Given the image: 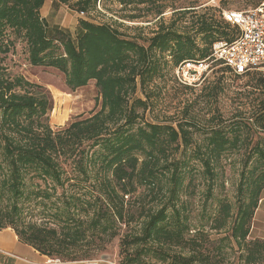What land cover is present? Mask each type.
Masks as SVG:
<instances>
[{"label": "trees", "instance_id": "1", "mask_svg": "<svg viewBox=\"0 0 264 264\" xmlns=\"http://www.w3.org/2000/svg\"><path fill=\"white\" fill-rule=\"evenodd\" d=\"M45 1L0 0V54L21 45L31 67L59 72L71 92L94 82L100 109L54 131L43 88L0 64V231L12 229L20 244L41 257L71 263L91 258L78 249L87 240L108 242L121 226L139 223V231L120 239L122 264H141L146 256L194 264L208 227L227 232L237 264H263L264 241L248 236L264 190V137L254 141L251 135L263 128L264 98L244 124L238 116L228 123L214 114L200 119L187 109L175 126L142 119L158 100L159 82L179 64L204 60L215 42L233 40L236 30L222 11L198 2L176 7L181 0H57L84 15L73 38L50 28L41 16ZM99 11L112 15L111 24L87 19ZM149 18L156 28L147 39L139 26L133 37L119 30L124 22ZM219 71L216 84L207 82L200 92L209 100L226 93L224 75H252ZM254 75L253 88L264 94V73ZM242 149L231 203L214 191L222 185L228 154ZM195 173L204 187L206 220L190 238ZM209 202L214 212H207ZM31 207L35 214L27 212ZM214 253L207 260L221 264L222 249Z\"/></svg>", "mask_w": 264, "mask_h": 264}, {"label": "rangeland", "instance_id": "2", "mask_svg": "<svg viewBox=\"0 0 264 264\" xmlns=\"http://www.w3.org/2000/svg\"><path fill=\"white\" fill-rule=\"evenodd\" d=\"M262 0H181L175 3L176 7L189 6V4L195 3V5H203L202 7H211L217 10L224 11H246L256 7ZM114 10L118 8L114 7ZM100 14H91L87 19L95 23H110L112 15H108L105 11H99ZM170 9L163 15L168 22L171 16ZM41 16L47 21L50 28H58L73 38L78 33L77 22L81 18L77 12L71 10L67 5L59 3L57 0H46L45 5L41 10ZM152 19H145L138 23L124 22V27L119 30L125 35L133 37L138 32L134 29L136 26L142 28L139 32L142 38L147 39L151 36V33L155 30V21ZM198 43L200 41L198 40ZM0 64L6 68L7 72L11 75H19L25 78L27 81L34 83L43 88L48 95L52 110L48 114V124L52 130L56 131L69 123L77 120L84 119L90 115L96 113L100 109V98L95 88L94 82H89L87 86L71 92L67 89L64 83L63 75L53 69L47 68H35L31 67L26 61V55L22 51L21 45H16L14 49H11L7 54H0ZM210 65V63L208 64ZM221 67L212 64L202 74L200 80L191 86H184L179 83L174 75V71L170 76L166 77L163 81H160L157 85V97L158 100L144 113L143 121L148 123L162 122L164 124H173L175 126L176 121L184 118V112L186 109L191 115L198 116L200 119L205 117L209 118L211 114L218 115L222 121L226 123L234 121L235 119L241 123H245V119L251 117L253 114V106L262 97L259 89L253 88V84L256 80L254 75L258 72L264 73V68L257 72L251 73L247 77L233 78L228 75L223 76L222 85L226 88V93L218 96L217 100L208 99L209 96L200 94L203 87L207 85V82H213L216 84L217 78L221 76ZM261 98V99H262ZM257 100V101H256ZM204 119V120H206ZM203 120V121H204ZM202 121V122H203ZM252 120H249V123ZM202 123H200L201 125ZM253 140H257L259 137H264V125L262 129H252L251 132ZM197 138V137H196ZM245 155L244 149L239 152H232L228 154L229 162L225 165L224 175L220 177V183L218 188L215 189L214 195L219 198H227L231 203L234 202V194L238 182V174L240 170V159ZM198 169V167H196ZM200 175L195 173V196L190 199L189 203H192L190 207L192 230L190 231V238L199 233V225L204 222L206 218H202L201 202L204 192V187L200 183ZM223 186V187H222ZM61 191H57L56 196H59ZM34 208L27 209L31 211V214H35ZM215 204L208 203L207 212H214ZM28 218V217H27ZM39 216L33 217V220H39ZM203 220V221H202ZM9 230V231H8ZM4 235L6 232H11V236H15L12 229L7 228L2 230ZM0 231V232H2ZM119 234L116 238L108 242H101L98 239L94 241L87 240L78 249L82 251H88L91 254V258L84 260V262H91L94 264H109L116 263L122 264L123 256H119L121 251L120 239L125 234H132L139 231L138 224H130L129 227L121 226L118 230ZM204 233H208L206 242L200 248V256L195 255L198 258L194 264H211L207 260L208 255L212 256L219 249H222L221 264H237L238 252L236 248H232L233 243H229L225 237L227 232L216 233L215 231H209L208 227L204 229ZM16 237V236H15ZM189 238V237H188ZM249 241L260 240L264 241V190L261 192L260 200L258 202V208L255 210L253 218L250 223ZM16 242V239H13ZM17 248L20 246L17 245ZM24 251L8 250L0 247V264H12L16 261L17 264H53L48 261H54L47 257H41L35 252H31L28 249ZM179 252V250H177ZM181 251V250H180ZM20 253H23L21 255ZM183 255H189L190 252L181 251ZM197 254V253H195ZM80 262V261H76ZM59 260V264H64ZM58 264V263H56ZM141 264H173L171 261H157L150 256L143 258ZM264 264V263H263Z\"/></svg>", "mask_w": 264, "mask_h": 264}, {"label": "built area", "instance_id": "3", "mask_svg": "<svg viewBox=\"0 0 264 264\" xmlns=\"http://www.w3.org/2000/svg\"><path fill=\"white\" fill-rule=\"evenodd\" d=\"M78 15L84 17L82 13ZM221 15L223 21L236 30L233 40L215 42L211 54L204 60L179 64L174 75L182 85L191 86L198 82L212 64L226 68L229 74L237 77L264 68V0L252 9L224 11ZM48 263L59 264V261Z\"/></svg>", "mask_w": 264, "mask_h": 264}, {"label": "crops", "instance_id": "4", "mask_svg": "<svg viewBox=\"0 0 264 264\" xmlns=\"http://www.w3.org/2000/svg\"><path fill=\"white\" fill-rule=\"evenodd\" d=\"M45 5V3H44ZM43 5V7H44ZM42 7V8H43ZM42 10V9H41ZM44 18V17H43ZM9 231V230H8ZM2 233H4V231L0 232V247H3V249H8V250H16V251H23L21 249H28L31 252H35L33 249H31L28 246L22 245L18 242L17 238L13 235V238L11 236V232H6L4 235H2ZM13 239H16V242L13 241ZM17 245L20 246V248H17ZM24 252V251H23ZM36 253V252H35ZM21 255H23V253H20ZM37 254V253H36ZM12 264H17L16 261L12 262ZM64 264H94L91 262H84V261H80V262H71V263H64Z\"/></svg>", "mask_w": 264, "mask_h": 264}]
</instances>
